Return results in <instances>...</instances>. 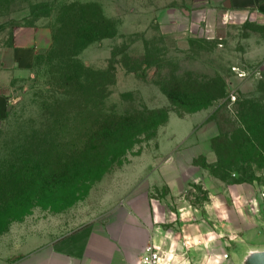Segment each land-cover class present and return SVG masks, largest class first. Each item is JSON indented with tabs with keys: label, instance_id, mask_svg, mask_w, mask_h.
<instances>
[{
	"label": "rangeland",
	"instance_id": "1",
	"mask_svg": "<svg viewBox=\"0 0 264 264\" xmlns=\"http://www.w3.org/2000/svg\"><path fill=\"white\" fill-rule=\"evenodd\" d=\"M72 3L100 6L105 17L118 27L115 38L96 42L79 56L86 66L104 71L113 52L127 51L117 58V81L110 88L107 103L117 113L144 107L170 109L169 99L157 84L172 75L184 83L208 87L202 91L204 99L215 95L216 81L220 79L226 84L225 98L211 107L190 114L172 111L169 123L158 129L156 138L135 146L123 159V165H114L110 172L124 169L142 153H152L161 136H164L161 144L183 140L194 123L192 138L199 141L198 155L210 152L209 141H213L212 149L217 147L219 151L220 160L208 154L212 164L209 171L232 185H241L236 182L250 185L264 200V156L256 153L250 156L243 149L238 152L233 147L234 139L241 142L237 133L241 110L248 114L250 125L252 121L264 125L258 121H264V16L255 10H234L229 0H0V52L10 48V37L17 30L34 28L45 31L39 53H46L53 43L52 27L57 16L64 6ZM146 42L160 51L158 73L155 67L145 65ZM191 42L195 44L192 46ZM126 61L137 74L127 72L122 64ZM45 71L41 66L27 79L12 83V108L0 132L3 172H11L40 129L41 97L48 90ZM204 102L188 96L181 99L187 110ZM202 159L199 157L194 162L198 165ZM64 184L58 190L69 194H63L66 196L57 204L63 208L73 199L74 180ZM200 195L197 189L190 196ZM251 222L264 230V210L251 214Z\"/></svg>",
	"mask_w": 264,
	"mask_h": 264
},
{
	"label": "crops",
	"instance_id": "2",
	"mask_svg": "<svg viewBox=\"0 0 264 264\" xmlns=\"http://www.w3.org/2000/svg\"><path fill=\"white\" fill-rule=\"evenodd\" d=\"M229 3L264 16V0ZM44 32L21 28L0 52V132L12 83L32 74ZM195 129L192 123L173 143L161 144V136L152 153L106 174L83 200L59 211L35 206L9 222L0 233V264H143L150 245L171 264H236L242 248H264V230L251 224V214L264 210L262 196L198 166L199 157L212 166L208 154L218 156L212 141L210 152L198 155ZM197 189L200 197L190 196Z\"/></svg>",
	"mask_w": 264,
	"mask_h": 264
},
{
	"label": "trees",
	"instance_id": "3",
	"mask_svg": "<svg viewBox=\"0 0 264 264\" xmlns=\"http://www.w3.org/2000/svg\"><path fill=\"white\" fill-rule=\"evenodd\" d=\"M117 35V25L106 18L96 4L72 3L64 6L57 16L50 49L38 53L35 59L34 69L41 66L46 69L44 78L48 88L47 94L41 97L40 129L34 133L26 152L17 159L11 172L0 170V233L9 222L30 214L36 205L59 211L86 198L114 165H123V159L135 146L156 138L158 129L168 123L172 111L195 113L225 98L226 84L220 79L216 81L215 95L204 99L202 91L208 87L184 83L172 75L157 84L169 99L170 109L144 107L117 113L108 108L110 88L117 81V58L127 51L113 52L104 71L86 66L79 56L92 44ZM13 42L11 36L10 47ZM194 44L191 42L192 46ZM160 60V51L146 42L145 65L155 67L158 73ZM122 64L127 72L137 74L127 61ZM186 96L205 102L187 110L181 105V99ZM238 115L242 119L237 128L241 142L234 139L233 147L238 152L243 149L250 156L254 153L264 156V125L253 121L250 125L248 114L243 110ZM214 151L220 160L217 147ZM198 166L208 171L212 167L205 159ZM69 179L74 180L73 201L64 208L58 207L63 196L69 194V191L59 192Z\"/></svg>",
	"mask_w": 264,
	"mask_h": 264
},
{
	"label": "water",
	"instance_id": "4",
	"mask_svg": "<svg viewBox=\"0 0 264 264\" xmlns=\"http://www.w3.org/2000/svg\"><path fill=\"white\" fill-rule=\"evenodd\" d=\"M236 264H264V248H242Z\"/></svg>",
	"mask_w": 264,
	"mask_h": 264
},
{
	"label": "built area",
	"instance_id": "5",
	"mask_svg": "<svg viewBox=\"0 0 264 264\" xmlns=\"http://www.w3.org/2000/svg\"><path fill=\"white\" fill-rule=\"evenodd\" d=\"M264 198V194H263ZM143 264H171L170 260H164L160 252L154 246H148L142 258Z\"/></svg>",
	"mask_w": 264,
	"mask_h": 264
}]
</instances>
